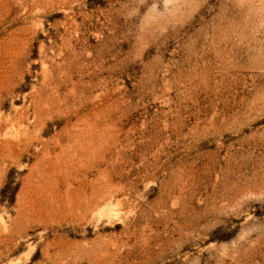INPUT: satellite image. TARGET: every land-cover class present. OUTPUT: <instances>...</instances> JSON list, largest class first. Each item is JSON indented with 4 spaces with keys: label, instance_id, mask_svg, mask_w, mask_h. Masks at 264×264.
Masks as SVG:
<instances>
[{
    "label": "rangeland",
    "instance_id": "rangeland-1",
    "mask_svg": "<svg viewBox=\"0 0 264 264\" xmlns=\"http://www.w3.org/2000/svg\"><path fill=\"white\" fill-rule=\"evenodd\" d=\"M0 264H264V0H0Z\"/></svg>",
    "mask_w": 264,
    "mask_h": 264
}]
</instances>
